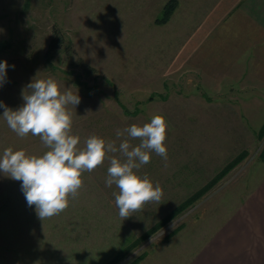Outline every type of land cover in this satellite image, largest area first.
<instances>
[{
	"label": "rangeland",
	"instance_id": "obj_1",
	"mask_svg": "<svg viewBox=\"0 0 264 264\" xmlns=\"http://www.w3.org/2000/svg\"><path fill=\"white\" fill-rule=\"evenodd\" d=\"M187 1L0 0V62L9 66L0 101L9 108L23 105L33 78L52 77L81 98L69 106L80 148L92 135L118 147L117 130L156 114L168 124L167 159L152 153L134 170L159 183L163 196L124 220L113 195L119 189L105 184L107 159L82 174L65 211L43 221L22 182L0 172V264H111L127 248L113 264L181 261L217 243L233 256L234 239L245 246L239 256L261 264L253 256L264 248L247 241L264 247V233L255 231L264 228V82L233 57L236 50L194 39L204 10ZM55 30L62 45L46 56ZM2 115L0 108V155L9 147L48 150L38 136L19 137Z\"/></svg>",
	"mask_w": 264,
	"mask_h": 264
},
{
	"label": "clouds",
	"instance_id": "obj_2",
	"mask_svg": "<svg viewBox=\"0 0 264 264\" xmlns=\"http://www.w3.org/2000/svg\"><path fill=\"white\" fill-rule=\"evenodd\" d=\"M8 67L7 61L0 62V87L6 82ZM26 88L28 93L22 92L24 103L17 110L0 101L2 117L19 137L30 133L38 136L48 150L37 156L28 155L23 149L6 148L0 155V172L22 182L26 202L35 206L41 221L65 211L69 197L75 198L83 187L82 174L94 171L106 159L110 166L105 184H115L119 189L113 195L122 220L142 210L146 203H159L163 196L159 183L154 184L146 174L140 176L134 170L150 163L152 153L167 159L168 124L163 115L152 116L142 126L132 124L117 130V138L124 137L118 147L114 141L92 135L80 148V137L72 133L73 113L69 111V106L76 108L80 104L78 93L71 88L61 91L52 77H35ZM130 139H139L140 143L132 146ZM117 152L123 160L109 155Z\"/></svg>",
	"mask_w": 264,
	"mask_h": 264
},
{
	"label": "crops",
	"instance_id": "obj_3",
	"mask_svg": "<svg viewBox=\"0 0 264 264\" xmlns=\"http://www.w3.org/2000/svg\"><path fill=\"white\" fill-rule=\"evenodd\" d=\"M187 2L191 3L188 8L204 10L200 19L201 35L195 36L194 39L211 40L216 43L218 49L223 47L227 51L236 50L233 57L240 58L241 66L249 67L247 72L254 80L264 82V0H188ZM262 227L260 225L255 231L264 233ZM235 237L239 238L237 235ZM251 238L249 236L247 241L248 248H264ZM232 247L233 256L224 251L226 247L217 243L212 246L211 251L208 249L202 251L192 259L177 261L164 257H144L137 264H251L249 260L238 255L240 249L245 247L244 244L234 239ZM255 254L257 256L254 255L253 258L256 257L261 264H264V252Z\"/></svg>",
	"mask_w": 264,
	"mask_h": 264
},
{
	"label": "trees",
	"instance_id": "obj_4",
	"mask_svg": "<svg viewBox=\"0 0 264 264\" xmlns=\"http://www.w3.org/2000/svg\"><path fill=\"white\" fill-rule=\"evenodd\" d=\"M169 9V6H167V10ZM169 13V12H167ZM62 45V38L61 36L58 34L57 30L54 31V35L51 38L49 44H48V48H47V52H46V56L50 55L53 51H55L56 49H58L60 46ZM261 130H264V124L262 125ZM170 217V216H169ZM168 217V218H169ZM128 249V248H127ZM127 249H123L121 251H119L116 256L113 258L111 264L117 262L120 258H123L125 256V253L127 251ZM140 260V257L131 261L128 264H136L138 261Z\"/></svg>",
	"mask_w": 264,
	"mask_h": 264
}]
</instances>
